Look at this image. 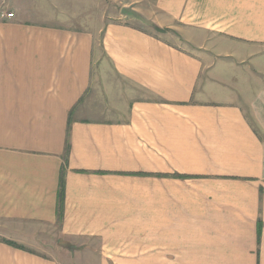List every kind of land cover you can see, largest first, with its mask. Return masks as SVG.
Returning a JSON list of instances; mask_svg holds the SVG:
<instances>
[{
  "label": "crops",
  "instance_id": "obj_1",
  "mask_svg": "<svg viewBox=\"0 0 264 264\" xmlns=\"http://www.w3.org/2000/svg\"><path fill=\"white\" fill-rule=\"evenodd\" d=\"M93 1L0 0V264H264V0Z\"/></svg>",
  "mask_w": 264,
  "mask_h": 264
},
{
  "label": "rangeland",
  "instance_id": "obj_2",
  "mask_svg": "<svg viewBox=\"0 0 264 264\" xmlns=\"http://www.w3.org/2000/svg\"><path fill=\"white\" fill-rule=\"evenodd\" d=\"M97 6L98 9H101V12L105 10L106 8V14L108 15V21L112 22H119V23H126L131 25H136L137 27H140L141 29H144L155 36L164 39L165 41H168L169 43L180 45L181 47L187 49L188 51H191L195 54H201L202 50L198 49L193 45L192 43L186 41L183 39L184 36H181L177 31L168 29V30H160L157 26H155V18H149L150 14H154V2L153 0H94L93 1V7ZM153 17V15H152ZM148 18V19H147ZM177 30L181 29L178 24L175 26ZM211 39V37H209ZM247 53H251L250 51H247ZM209 54V52H208ZM255 57H259L258 60H260V55H257ZM264 58V57H263ZM234 59V58H232ZM232 59H228L233 65V63H238L237 61H234ZM255 60V59H254ZM248 59L244 64H241L235 68L232 67H225L224 69L221 68V64L223 65L226 63V60H216L215 61V69L220 74V81L215 86L209 87L210 92L214 94H220L218 97L219 99H222L225 97L221 94H225L230 96L229 98L233 99L232 97H235L234 95H229L230 92H233L234 94L239 93L240 91L244 93V89H249L251 93L256 91V88L252 83H249V86L245 84L244 78L247 75V67L250 66L253 69H251V72L253 74L252 77L256 80H264L263 77H261L260 73L255 70V61ZM257 60V61H258ZM219 62V63H218ZM230 91V92H229ZM222 97V98H220ZM34 244H29L32 246L33 249H36L37 251L43 252L44 254H50L55 255L57 252H59V243H57L53 238L51 241L46 239L43 242H31Z\"/></svg>",
  "mask_w": 264,
  "mask_h": 264
},
{
  "label": "built area",
  "instance_id": "obj_3",
  "mask_svg": "<svg viewBox=\"0 0 264 264\" xmlns=\"http://www.w3.org/2000/svg\"><path fill=\"white\" fill-rule=\"evenodd\" d=\"M1 17L11 18L13 17V13H6V14L1 13Z\"/></svg>",
  "mask_w": 264,
  "mask_h": 264
},
{
  "label": "trees",
  "instance_id": "obj_4",
  "mask_svg": "<svg viewBox=\"0 0 264 264\" xmlns=\"http://www.w3.org/2000/svg\"><path fill=\"white\" fill-rule=\"evenodd\" d=\"M7 243H9V242H7ZM9 244H12V245H14V244H13V243H11V242H10Z\"/></svg>",
  "mask_w": 264,
  "mask_h": 264
}]
</instances>
